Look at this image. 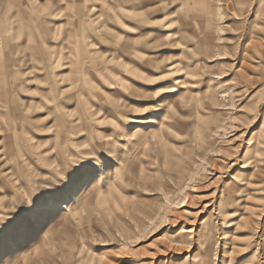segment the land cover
I'll list each match as a JSON object with an SVG mask.
<instances>
[{"label":"rangeland","instance_id":"374dc122","mask_svg":"<svg viewBox=\"0 0 264 264\" xmlns=\"http://www.w3.org/2000/svg\"><path fill=\"white\" fill-rule=\"evenodd\" d=\"M0 264H264V0H0Z\"/></svg>","mask_w":264,"mask_h":264},{"label":"snow or ice","instance_id":"6c2138e0","mask_svg":"<svg viewBox=\"0 0 264 264\" xmlns=\"http://www.w3.org/2000/svg\"><path fill=\"white\" fill-rule=\"evenodd\" d=\"M109 151H111V149H109ZM79 159V158H78ZM108 166V161H104V167ZM82 168L84 170H87L89 172V175L91 176V180L89 181V183H92L95 181V179L97 178V176L100 174V169L98 167H96L95 161H89L86 164L82 165ZM81 169H77V171H80Z\"/></svg>","mask_w":264,"mask_h":264},{"label":"bare ground","instance_id":"6f19581e","mask_svg":"<svg viewBox=\"0 0 264 264\" xmlns=\"http://www.w3.org/2000/svg\"><path fill=\"white\" fill-rule=\"evenodd\" d=\"M63 209V207L62 206H54V207H51L50 209L52 210V209Z\"/></svg>","mask_w":264,"mask_h":264},{"label":"crops","instance_id":"0c3cea01","mask_svg":"<svg viewBox=\"0 0 264 264\" xmlns=\"http://www.w3.org/2000/svg\"><path fill=\"white\" fill-rule=\"evenodd\" d=\"M57 206V205H56ZM59 206V205H58ZM51 207H54V206H51ZM51 207H48V208H42V210H45V209H50Z\"/></svg>","mask_w":264,"mask_h":264}]
</instances>
